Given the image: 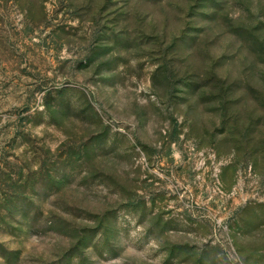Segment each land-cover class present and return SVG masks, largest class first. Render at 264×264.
I'll return each instance as SVG.
<instances>
[{
    "label": "rangeland",
    "instance_id": "1",
    "mask_svg": "<svg viewBox=\"0 0 264 264\" xmlns=\"http://www.w3.org/2000/svg\"><path fill=\"white\" fill-rule=\"evenodd\" d=\"M0 264H264V0H0Z\"/></svg>",
    "mask_w": 264,
    "mask_h": 264
}]
</instances>
